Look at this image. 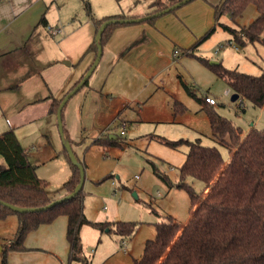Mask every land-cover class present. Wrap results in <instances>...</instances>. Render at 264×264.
Masks as SVG:
<instances>
[{
	"label": "crops",
	"instance_id": "obj_1",
	"mask_svg": "<svg viewBox=\"0 0 264 264\" xmlns=\"http://www.w3.org/2000/svg\"><path fill=\"white\" fill-rule=\"evenodd\" d=\"M48 1L0 0V114H3L2 108L10 106V110L6 112L11 111L14 120L17 118L18 121L28 120L36 124L41 115L51 112L52 102L62 99L74 83L81 79L95 59L89 51L96 32L92 19L87 14L82 16L68 4L58 7V2ZM106 1L108 6L96 10V17L93 16L95 20L115 15L127 19L141 18L151 11L152 0H124L125 4L115 9L111 7L109 0ZM222 3L223 0H192L175 12L161 15L153 23L116 27L101 54V60L105 57L106 64H110V67L99 91L93 90L91 105L87 102L82 112L85 106L87 109L100 106L111 118L110 122L103 123L101 130L110 132L115 127L120 133L122 126L120 123L115 125L116 119L123 114L125 117V112L136 106L137 115L129 116L132 119L128 121L122 117L120 121L126 126L123 128L124 135L126 129H132L130 135L133 139L152 138L155 133L143 134L140 129L143 126L156 130L158 127L175 126L193 132V139L187 140L200 139L199 136L203 133L198 130L197 125L203 119L198 115V112H202L199 110V104L195 112L188 109L193 113L191 115L183 112L173 116L175 102H181L183 105L189 103L181 85V82L184 83L181 71L185 62L179 57L174 59L172 52L180 50L184 54L191 50L214 26V8ZM257 14L256 7L249 5L236 23L248 26ZM42 17L45 19V25L41 23ZM222 22H227V17L224 16ZM54 30L57 33L52 36L51 31ZM220 32L223 35L220 37L224 38L225 42L231 39L226 32L216 28L207 41L193 49L192 54L205 57L208 51L212 52L213 49H209L212 46L222 47L223 43L218 42ZM138 40L142 42L131 47ZM228 44L237 50L233 44ZM213 52L217 53L215 47ZM186 57L192 59L191 56ZM65 62L69 65L64 64ZM263 70L261 69L260 73ZM226 92L229 93L230 88H227ZM206 97L212 98L208 95ZM204 118L209 127L207 116ZM4 120L6 124L0 129L3 130L0 134L10 130L14 132L15 122L6 118ZM107 135L105 132L102 137L94 140L104 139ZM109 135L112 140L118 139L113 134ZM156 135L158 141L162 137L171 141L186 139L170 137L168 134ZM15 136L22 147L20 137L16 134ZM23 151L30 162V151ZM0 159V166H3L4 161L1 157ZM30 163L37 168L35 164ZM65 182L67 181L63 184ZM61 192L57 197H53L56 200L63 197L64 189ZM66 224L67 218L60 216L52 223L30 232L23 243L28 251L7 253V264H65L68 253V243L65 240ZM123 251L126 249L123 248Z\"/></svg>",
	"mask_w": 264,
	"mask_h": 264
},
{
	"label": "trees",
	"instance_id": "obj_2",
	"mask_svg": "<svg viewBox=\"0 0 264 264\" xmlns=\"http://www.w3.org/2000/svg\"><path fill=\"white\" fill-rule=\"evenodd\" d=\"M181 1L152 0L151 11L146 16L159 13ZM249 5L256 7V18L248 26L238 25L236 20ZM84 10L96 26L95 35L104 21L127 19L115 15L95 20L88 1H84ZM224 16L227 17V22L221 21ZM159 17L161 16L131 24L153 23ZM214 22V26L184 54L199 59L217 78L227 83L239 99L247 100L253 107L264 111V70L252 76L224 68L221 62L210 65L206 59L192 54L193 49L207 41L216 28L231 37L228 43L238 46H244L246 42L259 43L264 47V0H223L221 5L214 8ZM41 23L45 25L44 17L41 18ZM131 24H109L101 35L102 49L116 27ZM140 42L142 40L136 41L131 47ZM89 51L95 57L97 47L94 39ZM181 85L199 104V110L207 116L211 136L218 146L227 151L228 161L224 160L219 147L204 146L200 139L171 141L159 138L161 144L174 150L182 146L187 149L183 163L178 168L177 183L173 184L155 168L154 174L169 188L175 187L187 192L190 218L183 226L174 224L170 217L166 222L155 223L154 238L145 243L142 256L134 260L133 264H264V128L252 127L245 134L231 120L216 112V101L214 105H209L206 103V95L198 96L195 90L183 82ZM61 100L52 102L51 112L55 115ZM185 110L186 107L181 102L173 104V116L180 115ZM117 140L110 139L108 134L104 139L94 140L92 144L110 146L116 145ZM0 157L4 161V165L0 166L1 202L29 209L42 208L56 200L47 192L48 182L37 177L36 167L29 162L13 130L0 134ZM188 177L203 184L202 195L196 194L185 182ZM78 179L79 170L74 165L71 176L63 184L64 196L73 192L79 183ZM83 202L84 196L80 190L73 199L41 212L13 213L0 204V219H5L10 214L17 216V230L6 248H3L1 264H7L6 255L9 252L28 251L23 243L30 232L52 223L60 216L67 218L65 240L68 243V253L65 264H90L83 254L80 236L84 225L103 231L109 228V231L121 237L131 236L138 226L133 222H90L85 217Z\"/></svg>",
	"mask_w": 264,
	"mask_h": 264
},
{
	"label": "rangeland",
	"instance_id": "obj_3",
	"mask_svg": "<svg viewBox=\"0 0 264 264\" xmlns=\"http://www.w3.org/2000/svg\"><path fill=\"white\" fill-rule=\"evenodd\" d=\"M51 1L53 0L48 2ZM54 1L58 2V7H62L63 4L70 5L82 16L86 15L84 1L89 2L93 16L96 15V10L108 6L106 0ZM125 2L124 0L122 3L121 0H109L113 9ZM221 35L220 32L219 37ZM219 37L218 42L223 43L222 47L218 45L209 48L214 50L215 47L217 53H214L213 50V53L208 51L205 55L208 59L193 54L207 61L221 62L224 68L239 73L252 76L260 74V70L264 69L263 46L259 43L252 45L246 42L244 46L233 43V46L237 47L235 50L228 42L224 41V38ZM178 57L185 62L181 71L184 83L195 90L198 96L208 95L215 99L214 108L218 114L231 120L244 133L252 127L255 129L264 128V111L262 109L253 107L244 99L232 102L230 99L233 94L231 88L227 93L226 89L229 88L227 83L217 78L210 68L204 66L194 56L192 59H188L180 50ZM106 63L105 57L100 60L86 83L66 102L61 117L63 137L58 132L56 115L52 112L41 115L35 124L28 120L18 121L17 118L14 120L12 112H6V110H10V106L2 108L0 129L6 124L5 118L15 122L14 133L20 137L22 148L30 151L32 155L30 162L37 166L38 177L44 178L48 182L47 192L52 197H57L62 193L63 182L67 181L72 174L74 165L70 162L63 147L64 143H69L76 160L84 169L82 194L86 219L96 223L133 222L138 225L131 236L122 237L113 231H107L109 228L103 231L84 225L80 234L83 254L88 258L90 264H133L134 260H138L142 256L145 243L154 238L155 223L166 222L170 217L174 224L183 226L191 212L187 192L175 187L169 188L154 174L155 168L159 174L168 178L173 184L177 183L179 181L178 168L183 163L186 147L182 146L174 150L164 146L157 140L156 134H168L170 137H178V139H193L194 134L184 127H158L156 130V128L149 129L147 126H143L140 132L143 134L151 132L150 135L155 133L156 137L153 134L152 138L133 139V136L130 135L132 129H126L124 136L120 135L115 127L110 132L106 129L101 130L104 122L111 121L109 113L102 110L100 106H94L91 109H87L85 106L83 112L82 108L87 102L91 105L93 90L99 91L110 67V64ZM185 94L189 105L184 104L186 105L184 113L191 115L193 113L188 109L195 112L198 103L186 92ZM97 97L99 96L97 95ZM123 115L116 119L115 125L120 123L125 129V123L120 121L123 118L128 121L132 119L129 116L137 115L136 106L127 110L125 117ZM198 115L203 119L197 125L198 130L203 133L199 136L201 144L219 147L224 160L228 161L227 151L213 140L204 118L205 115L202 112H198ZM103 132L115 135L118 138L117 144L112 146L93 145L92 141L102 137ZM2 164L4 165V163ZM185 182L196 194L202 195L203 184L199 180L188 177ZM16 219V214H10L8 218L0 219V264L3 248H6L7 243L17 230ZM111 228L114 227L111 226ZM122 241H124L123 244H121ZM123 248L126 251H123Z\"/></svg>",
	"mask_w": 264,
	"mask_h": 264
},
{
	"label": "water",
	"instance_id": "obj_4",
	"mask_svg": "<svg viewBox=\"0 0 264 264\" xmlns=\"http://www.w3.org/2000/svg\"><path fill=\"white\" fill-rule=\"evenodd\" d=\"M192 0H182L181 2L176 3V5L169 7L167 9L162 10L159 13L153 14L151 16H146V17H142V18H131V19H115V20H108V21H104L103 23L100 24V28L97 31L95 37H94V41L96 42V47H97V51L95 54V59L92 62V64L89 66V68L86 71V74L83 76V78L74 86L72 87L71 91H69L60 101L59 106L57 108V112H56V119H57V126H58V132L59 134L63 137V125H62V119H61V112L62 109L64 108V106L66 105V102L72 98V96L78 92L81 87L86 83L87 79L91 76V74L93 73L94 69L96 68V66L98 65V63L101 60V54H102V46L100 44V40H101V35L103 33V31L106 29L107 26H109V24H115V23H124V24H131V23H140L145 21L146 19L150 18V17H158L161 16L163 14H167L173 10H176L178 7L187 4L189 2H191ZM66 65H69L68 63H64ZM210 65H217L218 62L216 61H209ZM230 99L232 100V102H236L239 100L238 95L237 94H232ZM64 150H66L67 154H68V158L70 160V162L72 163V165H75L78 170H79V183L75 186L74 190L72 193L61 197L51 203H49L48 205L42 207V208H19L16 206H12L6 203H3L0 201V204L4 205L7 209H9L11 212H16V213H29V212H41L44 211L46 209L52 208L56 205H59L62 202L71 200L75 197V195L82 190L83 187V183H84V169L83 166L76 160L74 153L72 152V150L70 149L69 143H64ZM108 231V230H107Z\"/></svg>",
	"mask_w": 264,
	"mask_h": 264
},
{
	"label": "built area",
	"instance_id": "obj_5",
	"mask_svg": "<svg viewBox=\"0 0 264 264\" xmlns=\"http://www.w3.org/2000/svg\"><path fill=\"white\" fill-rule=\"evenodd\" d=\"M57 33V31L56 30H54V31H51V35L52 36H54L55 34ZM172 57L174 58V59H176L177 57H178V51L177 50H174L173 52H172ZM206 99V103L207 104H211V105H214L215 104V100L214 99H212V98H205ZM8 124H9V122H8ZM122 127H124V126H122ZM120 133H121V135H124V133H123V128L121 129V131H120ZM124 242H122V244H123Z\"/></svg>",
	"mask_w": 264,
	"mask_h": 264
}]
</instances>
